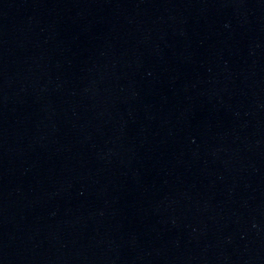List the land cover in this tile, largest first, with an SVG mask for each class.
Here are the masks:
<instances>
[{
	"label": "water",
	"instance_id": "obj_1",
	"mask_svg": "<svg viewBox=\"0 0 264 264\" xmlns=\"http://www.w3.org/2000/svg\"><path fill=\"white\" fill-rule=\"evenodd\" d=\"M0 264H264V0H0Z\"/></svg>",
	"mask_w": 264,
	"mask_h": 264
}]
</instances>
